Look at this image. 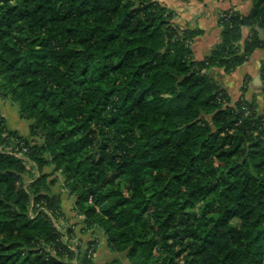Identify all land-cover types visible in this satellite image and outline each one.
Segmentation results:
<instances>
[{
  "label": "trees",
  "instance_id": "trees-1",
  "mask_svg": "<svg viewBox=\"0 0 264 264\" xmlns=\"http://www.w3.org/2000/svg\"><path fill=\"white\" fill-rule=\"evenodd\" d=\"M252 2L220 18L221 44L197 60L202 30L158 0H0V90L42 140L0 115V264H82L50 212L61 198L43 194L55 163L121 262L264 264V113L209 76L264 49Z\"/></svg>",
  "mask_w": 264,
  "mask_h": 264
},
{
  "label": "crops",
  "instance_id": "crops-1",
  "mask_svg": "<svg viewBox=\"0 0 264 264\" xmlns=\"http://www.w3.org/2000/svg\"><path fill=\"white\" fill-rule=\"evenodd\" d=\"M163 3L177 12V18L181 19V26L202 30L203 35L198 37L192 45L197 60L205 59L222 42L221 11L234 9L247 16L254 8L251 0H206L203 3L199 0H163ZM249 33V29H244L241 47L244 46ZM262 63H264V49H258L232 74L229 75L225 70L217 68L212 69L209 75L213 76L212 78L230 94L233 102L245 94L247 100L257 101L256 103L264 109ZM99 244V250L94 257L96 264H112L118 261V256L115 253L112 254L105 239Z\"/></svg>",
  "mask_w": 264,
  "mask_h": 264
},
{
  "label": "rangeland",
  "instance_id": "rangeland-1",
  "mask_svg": "<svg viewBox=\"0 0 264 264\" xmlns=\"http://www.w3.org/2000/svg\"><path fill=\"white\" fill-rule=\"evenodd\" d=\"M163 3V0H158ZM200 1V0H199ZM200 1L201 3L205 2ZM252 1V0H251ZM168 6V5H167ZM236 13L241 14L234 9H231L229 12L221 11V18L223 21H228L233 14ZM243 15V14H241ZM245 16V15H243ZM180 20L177 17L175 21L178 25L181 26ZM186 27V26H181ZM249 29L250 28H245ZM244 32V29H243ZM217 69V68H214ZM225 70L224 68H221ZM211 76V75H209ZM213 76H211L212 78ZM214 79V78H213ZM257 101H254L256 103ZM256 110L260 113H264V109H262L258 103H256ZM249 114V111H247ZM0 115L6 119L7 127L18 133L22 139H30L33 142L31 144L41 145L42 140L35 134L31 132L30 122H27L19 113V109L16 105L12 103V101L5 97L4 94L0 90ZM7 135V134H5ZM9 146H6V152L13 151L18 145L17 149H21V152H28L29 146L26 145L24 140L17 141L14 138L9 139ZM23 155V159H24ZM24 166L28 165L29 172L38 175L36 165L34 162L24 159ZM67 168V164H63L58 166L55 164H44L42 168V176L45 178L46 187L44 189L43 194L50 195L54 198H61L59 203V208L57 212L55 209H50V212H55L57 214L54 222L63 229V233L65 234V245L69 250H73L79 253L80 263L85 264L84 262L87 260L86 258L90 257V255L96 256L97 251L99 250V243L101 240L105 239L107 243V237L104 231L100 227L92 228L89 223V219L83 212L80 211L79 206L77 204L76 194L80 193L77 187H75V179H69L64 170ZM81 172V171H80ZM36 173V174H35ZM91 204V201L88 202V206ZM32 208V206H31ZM30 208V210H31ZM47 207L42 205V203L36 205L37 210H45ZM98 212L100 208H97ZM108 245V243H107ZM109 248V246H108ZM110 250V249H109ZM111 251V250H110ZM112 252V251H111ZM114 252H112L113 254ZM88 255V256H87ZM114 256V255H113ZM117 256V255H116ZM112 264H127L121 262L120 258H118L117 262Z\"/></svg>",
  "mask_w": 264,
  "mask_h": 264
},
{
  "label": "water",
  "instance_id": "water-1",
  "mask_svg": "<svg viewBox=\"0 0 264 264\" xmlns=\"http://www.w3.org/2000/svg\"><path fill=\"white\" fill-rule=\"evenodd\" d=\"M258 32H259V36L262 40H264V30L262 29H258Z\"/></svg>",
  "mask_w": 264,
  "mask_h": 264
},
{
  "label": "built area",
  "instance_id": "built-area-1",
  "mask_svg": "<svg viewBox=\"0 0 264 264\" xmlns=\"http://www.w3.org/2000/svg\"><path fill=\"white\" fill-rule=\"evenodd\" d=\"M229 11H230V10H229ZM229 11H228V12H229ZM225 12H226V11H225ZM220 18H221V14H220ZM221 19H222V18H221ZM26 153H27V152H21V153H19V156H20V157H23V155H25Z\"/></svg>",
  "mask_w": 264,
  "mask_h": 264
}]
</instances>
